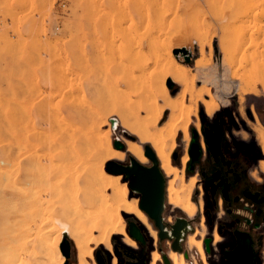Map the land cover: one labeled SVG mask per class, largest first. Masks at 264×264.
<instances>
[{"label": "rangeland", "instance_id": "obj_1", "mask_svg": "<svg viewBox=\"0 0 264 264\" xmlns=\"http://www.w3.org/2000/svg\"><path fill=\"white\" fill-rule=\"evenodd\" d=\"M225 1L206 0L205 2V0H201L205 6L203 10L201 8L202 4L200 1H197L198 7L199 4L200 7L199 9H195L194 7V11L196 13L198 12V15L202 19L204 17L203 14H207L204 19L207 22L209 20V23H213L212 21L215 23H210L211 25L205 32L201 30V34H198L199 32L196 33L193 29L194 20L197 16L189 15L185 18L183 17L182 20L184 21H181L178 30L181 28L186 36L183 38L178 35L181 39L177 38L183 43L176 46L173 50L174 54L182 55V57H177L179 61L190 65L193 71L197 72L195 69V59L200 55L199 44L202 40L207 41V38L211 37V35L213 36L214 48L212 62L207 67V72L211 80L209 86L215 94L222 96L223 101H221L220 107L212 117L207 114L203 103H199L198 115L192 116V122L189 128L190 141L187 142L185 139L186 144L189 143L186 151L190 155V159L185 166L182 162V157L186 153L184 150L185 141H183L185 135L182 131L177 136V144L172 152V162L178 168L185 169V179L189 180L190 176L197 175V182L193 189L191 200L196 202L198 210L195 213L197 215L190 222L196 225L194 231L198 228L201 229L200 223L202 217H204L206 229L203 243L205 242L206 245H209V242H211L213 248L225 247L228 246L229 242H233V230L230 229L235 227V224L226 222L227 219L230 221L231 217H249L250 214H253V217H255V211L253 213L251 212V202H249L250 206L244 207L243 202L240 204L235 202L231 203V198L233 199L236 194L242 192V188L246 187H261L264 193V173H260L262 176L261 181L256 180L250 174L251 170L258 165L259 160L264 159L261 146L258 144L250 126V122L255 121L254 110L262 122L264 121L263 86L258 84L259 90L257 93H254L245 86L242 80H234L232 77L234 71H238L237 73L239 74L241 72L244 73L243 67L245 72L247 70L246 68H248L247 73H252L250 70L255 68L251 61L256 56H258V59L254 61L260 69L261 56L259 57L257 51H261L264 54V46L262 47L264 42L262 43L261 41L264 39V37H261L264 33L262 31L263 29H261L264 26V0L257 1L259 2L258 5H255L257 10L255 8L252 9L255 6L250 7L251 3H253L252 5L254 3L257 4V2H254L256 0ZM220 3L222 5H219ZM206 7H209V9ZM200 9L205 12L206 10H210L211 17L208 16L209 12L201 14ZM253 10H256V12ZM225 12L227 13L225 14ZM261 12H263V15ZM228 13H230L229 16ZM235 13H239L240 17L242 16V20L234 23V25H239V23H242L246 19L248 22H251L252 18L250 19L249 16L252 14V17H254V13L257 14V18L262 21L256 23V17L255 19L253 18L255 22L254 20L252 21L256 23L254 24L256 25L254 26V30L257 34L256 37L258 35L260 36L262 45L257 41L256 46L258 48H255L257 50L252 54L251 51L255 49L252 50L254 46L252 48L251 45L255 44H251V48H248L250 50H246L245 61L242 59V52V56L238 54L241 58H238V55L236 57L235 67L228 68L223 64V51L220 48V40L223 34L221 32L223 28L222 23H226L228 17L229 21H233ZM211 18L213 19L212 21ZM247 20L245 21L246 23ZM14 21L17 22L14 23ZM246 23L240 25L247 27L249 23ZM165 24L174 25L171 16L165 20ZM250 24L252 27L248 25L250 27L249 35L251 29H253V24ZM143 25L142 0H25V3L24 0H0V264L29 263L31 261L30 257L37 250L35 241H38V230L35 220L34 197L36 191L40 190V186L37 184L36 176L39 174L42 175L53 161L50 156L51 142L48 137L51 126L53 124L57 126L61 118L67 114V111L62 109V104L66 102L65 97H67V94L64 95V90L67 93L68 88H62L61 86L63 85L65 87L67 85L64 84L73 81V84L70 82L72 86L70 90L75 89V91L71 92L69 90L71 93H80L79 96H83L82 93L84 92L86 98L93 100L94 91L96 89L101 90L112 76L122 72L131 63V53L136 52L145 45V27ZM175 29L177 28H172L173 31ZM170 33L167 34L169 35ZM167 34L164 36H167ZM249 35L247 36V42L250 38ZM7 37L9 40L6 39ZM257 39L259 38L257 37ZM143 43L144 45H142ZM144 48L147 49L146 46ZM206 48L209 53V46ZM184 50L185 52H183ZM248 53L252 54L251 57H255L249 59L250 55ZM262 57L264 59V56ZM119 58L121 59L119 60ZM239 61L243 63L241 66ZM261 63L263 64L264 60ZM110 65L112 66L110 67ZM236 66H238V70ZM250 66L252 69L249 68ZM260 73L253 74V78L261 77ZM62 76H68L69 78L67 77V79H70V81H66L67 79H65L66 83H63L64 79H62ZM197 83L202 84L200 81ZM170 86L173 95L179 92L182 87L178 82H170ZM240 87L241 92L248 91L243 107L246 117H243L240 111L239 92L236 91ZM251 94L256 95L255 97H251ZM169 113L170 110H165L161 124L165 122ZM104 116L108 117L112 126L111 139L113 146L115 147L116 142L122 144V148H125L126 155L123 158L125 161L120 163L122 165H129L131 159L135 157L127 150L125 142L128 139L139 140L140 142L141 140L136 134L122 126L117 114L111 112ZM199 117L200 126H197L195 122ZM113 118L118 121L116 127L113 125ZM107 128L108 125H102V131H105ZM219 128L221 130L218 132L219 135H217L216 133ZM243 131L248 133L247 137H244ZM217 139H219L218 143L220 148L217 147L218 149H216V145L215 151H218V157L221 156V158L230 160L232 166L239 173L237 178L241 180H239L236 187L233 186L234 189L226 179H220L219 182H216L219 178L212 180L215 175L220 176V170L225 169L221 163L219 164L215 160L213 146ZM202 140L206 142V149H203ZM144 144L146 147L152 149L150 143L146 142ZM193 146H198L199 149L197 159H193L191 156ZM111 160L120 159H109L106 165ZM157 163H159V160H157ZM152 164V160L150 159V162L144 165L151 166ZM124 175L125 178L122 175L121 180L125 181L124 179H126L130 183L131 176L128 174ZM207 179H210V181L208 180V185ZM54 180L52 179L50 182ZM130 188L129 197H133ZM134 194L139 196L138 192H134ZM225 195L231 196L228 202L225 199ZM50 200L51 197L49 194H43L41 197V202L44 206L45 204L47 206ZM201 205L203 212L200 210ZM170 206L172 209L183 211L188 215L181 208L175 207L173 204H170ZM45 209L46 211L48 210L47 207ZM122 214L126 221L127 232H129L130 220L138 221L143 225L141 220L134 214L125 211H122ZM209 219L213 220V227L209 226ZM225 222L227 230L221 233L219 225ZM245 222L243 221V223L236 227L247 230L248 224ZM259 224L258 228L253 229L255 259L254 263L252 261V264H264V220H261ZM215 227L223 239L221 241H215L216 244L213 245V240L207 242L206 238L212 237L211 233ZM191 233L192 231L189 232V235ZM96 234H98L97 231ZM123 238L124 236L121 234H112V251L105 245H93L94 257L89 258L90 262L96 260L100 264L98 261L99 257L103 264H111L110 257L113 259L115 255L117 258L115 264H118L119 258L114 249V245H120L122 243L133 247V245L124 241ZM151 238L156 243L155 247L152 246V248L156 249L158 247V251H163L166 257H162V262L163 258L166 262L165 258H167V253L171 251L165 243L168 239L162 238L160 240L158 235L156 238L152 235ZM138 242L136 246H141L140 242L139 244ZM187 244L186 241H183L180 247L178 246L180 251L185 252L186 256H188L187 253L192 255V257H185L186 261L190 264H195L196 262L203 264L204 261L198 249L190 248ZM63 247L68 251L67 264L76 263L78 261V252L75 242L72 239L70 241L67 240L63 244ZM195 250L199 254V258L194 253ZM215 254L218 255V252L214 249H212L210 258L206 253L207 264H216L218 262ZM144 255L145 253L143 256L140 253L139 256L143 259ZM165 262L161 263L159 261L160 264H166L167 262Z\"/></svg>", "mask_w": 264, "mask_h": 264}, {"label": "bare ground", "instance_id": "obj_2", "mask_svg": "<svg viewBox=\"0 0 264 264\" xmlns=\"http://www.w3.org/2000/svg\"><path fill=\"white\" fill-rule=\"evenodd\" d=\"M197 1H200L202 4L201 0H142V19L144 22L143 26L145 27V29L143 28L145 45L144 43L142 45L146 46L147 49L142 46L141 49L139 48L136 52H132L130 55L131 63H127L128 65L122 72L112 76L111 79L109 78L110 80L104 84L101 90L96 89L94 91L93 100L86 98L84 92L82 93L83 96L81 95L82 97L79 96L80 93H71L72 91L74 92L75 89L70 90L72 88L70 79H67L68 76H62V79H64L63 83H66L65 79H67L66 81H70L68 84H64L67 85L65 87L60 85L62 88H68L67 93L64 90V95L67 94L66 96L68 98L65 97L66 102L62 104V109L67 111V114L61 118L57 126L55 124L51 126L48 137L51 142L50 156L53 161L42 175L39 174L36 176L37 184L40 186V190L36 191L34 197L35 220L38 230V241H35L37 250L30 257L31 261L26 264H67L68 255L62 246L67 240L70 241V239L75 242L78 252V261L74 264H98L96 260L93 262L89 260V258L94 257L93 245H105L112 251L111 236L113 233L123 235L124 240L128 244L136 246L137 243L135 240L137 239L126 231V221L122 211L134 214L140 218L149 226L152 234L156 238L157 232L149 224L150 222H148V218L142 212L143 209L140 207V204L138 206V199L129 197L130 185L121 180L122 176L119 174L122 173H114L107 168V160L114 158L123 159L126 155L124 152L125 148H120L116 142V148L112 144V126L108 117L104 116L111 112L117 114L121 120L122 126L136 134L142 143L148 142L151 144L159 160L157 165L165 178V187L166 177L162 168L170 177L168 186L169 201L173 205L180 207L189 215H194L196 213L197 205L191 200V196L197 182V176L194 175L190 177L189 180L185 179V169L178 168V166L173 164L172 152L176 147L177 136L180 131L185 134L187 142L190 141L189 128L192 122V116L198 114L199 102L205 105L208 115L212 116L220 107L221 101H223L222 96H220V94H215L209 86L211 80L207 72V67L212 62L214 48L212 35L207 38V41L202 40L199 44L200 55L195 59V69L197 72H194L190 65L178 60L177 57H182L181 54L177 55L173 52L176 46L183 43L179 41V39H181L179 37L182 36L185 38L184 36H186L181 28L178 30L181 21H184L182 20L183 17L185 18L189 15L197 16L194 20L193 29L196 33L199 32L198 34H201V30L205 32L211 24L215 23L212 21L213 16L211 18L213 23L210 22L211 24L209 20L207 22L204 19L207 14H203L205 12L202 11L205 7L203 4L201 5L202 10L200 9L202 12L201 14L204 15L203 19L198 15V12L196 13V11H194V7L195 9H199L200 7V4L198 7ZM257 1L258 0L254 2ZM258 3L259 2H257V4L254 3V5L251 3L250 7L252 8L258 5ZM219 5L222 4L220 3ZM218 8L217 10H219ZM254 8L257 10L256 6L252 9ZM207 9H209V7ZM256 10L253 11L256 12ZM206 12H209L208 16L211 17L210 10H206ZM226 13L227 12H225V14ZM262 13L263 12H261V14ZM229 14L230 13H228V16ZM255 14L256 13H254V17H252V14L250 15L251 17L249 16L250 19L252 18L251 22H249L253 24L250 35L248 34L250 30L248 25L251 27L252 25L247 19V23L245 20L239 23V25H234V23L242 20V16L240 17L239 13L234 14L235 18H233V21H229L228 16V21L225 19V21H227L226 23L222 21L223 28L221 32H223V34L220 40V48L223 51L222 61L226 67L233 68L236 63L237 55H241L242 52V59L244 60L246 50L249 51L250 49L248 50V48H251V46L252 48L254 46L252 50L258 48L256 44L257 41L260 42V36L258 35L257 37L259 39H257V34L254 30V26L256 25L254 24L260 23L262 20L260 21V19L257 18V14L256 16ZM170 16L174 25L165 24V20ZM255 17L256 23H254ZM214 20L218 21L216 19ZM252 20H254V22ZM15 22L17 21H14V23ZM243 23H249L247 25L248 28L245 26L247 29L240 25ZM172 28L177 29L173 31ZM261 29L264 31V26ZM137 31L139 33L138 29ZM130 33L132 34V32ZM167 33L170 34L168 35ZM165 34H167V36H164ZM248 35L250 38L247 42ZM261 37H264V33ZM6 39H8V37ZM261 41L263 43L264 39ZM138 45L140 44L138 43ZM207 46H209L210 49L209 53L206 48ZM263 46L264 43L262 47ZM256 50L257 49L251 51L252 54L256 52ZM183 52H185V50ZM260 52L257 51L263 62L264 59H262V56H264V54ZM252 54L248 53V55H250L249 59L255 57H251ZM240 55H238V58H241L239 57ZM120 59L121 58H119V60ZM255 59H258V56H256ZM254 60L252 59V61H250L253 63V67L258 71L252 69L251 64L249 68L252 69L250 70L252 73L249 72L250 74H248V68H246L247 70L245 72L243 67V72L245 74L241 72L242 74L240 73V75L237 73L238 71H234V73L232 72V77L234 80H242L246 86L253 90L257 89L258 84H261L264 89V63L262 64L260 61L259 69L258 64L256 65ZM239 63L240 66L243 64L241 61H239ZM112 65H110V67ZM236 67L238 70V66ZM253 71L258 73L261 72V77L253 78V74H258ZM198 81L202 82V84H198ZM170 82H178L182 86L180 91L175 95H173L170 90ZM223 85L226 87L225 84ZM241 98L243 97L241 96ZM165 110H170V113L165 122L161 124ZM112 122L116 127L118 121L113 118ZM104 124L108 125V128L102 131V125ZM196 125L200 126V122L197 121ZM255 129L264 147V127L258 123ZM126 146L127 150L131 152L137 160L139 159L143 162L147 161L148 156L145 151V144L142 146L141 143L128 139L126 140ZM189 159L190 155L186 152L182 157L184 166ZM93 160H95V162H93ZM119 164L121 163L119 162ZM127 166L132 168L133 165L130 163V165ZM262 169L264 170V162H262ZM52 179L55 180L50 182ZM109 190H111V192H109ZM132 190L135 192L139 191L138 188ZM43 194H49L51 197L47 206L46 204L44 206L41 202ZM45 207L48 208L47 211ZM165 209L166 190L162 216ZM177 219L182 221L180 232L177 234L180 247L181 242L186 237V233L193 231L194 228L188 218L177 217L176 220ZM175 221L172 223L174 224ZM96 231L98 234H96ZM163 231L167 239L172 240L176 236L174 231L168 226H164ZM198 234L199 232L191 235L189 243L191 246H196L199 249L201 257L205 261L206 256L203 249V242L201 239H198ZM203 235L204 234H202V236ZM216 238L220 240L219 235H216ZM173 250L174 251L170 253V257L167 255L170 264L172 261L173 264H189L184 255L178 253L182 252L180 248L173 247ZM160 259V253L154 250L151 264H158ZM116 260L117 258L114 255V264Z\"/></svg>", "mask_w": 264, "mask_h": 264}, {"label": "flooded vegetation", "instance_id": "obj_3", "mask_svg": "<svg viewBox=\"0 0 264 264\" xmlns=\"http://www.w3.org/2000/svg\"><path fill=\"white\" fill-rule=\"evenodd\" d=\"M188 146H189V143H188V145H186L185 151H186V149H187ZM202 146H203V149H206V147H205L206 146V142L204 140H202ZM147 159H148V161H145V162H143V161H141L139 159L138 160L141 161L143 164H148L150 162V158L147 157ZM219 159H221V156H219ZM118 161L119 162H123L125 160L120 159ZM228 169L230 171L227 172V173L226 172H222L221 178H219V180H217L216 182H219L220 179H226V181H228L229 184L234 189V187H236L237 183L241 179H238L237 178V176H238L239 173L237 172V170L233 166H231ZM162 171H163V173H164V175L166 177V187H164V191L166 190V209H165V211L163 213V216L165 217V218L163 217V223H164L165 226H168L169 228L172 229V226H171L172 224L171 223L174 222L177 217H186V218H188L191 221V218L189 216H193V215H189L188 214L189 215L188 216L185 213H181L180 211L171 208L170 204H172V203L169 201V193H168V186H169L170 177L166 174V172L163 170V168H162ZM250 174L253 177V175H252L251 172H250ZM119 175H121V176L123 175L124 178H125V175L124 174H119ZM192 176H194V175H192ZM192 176H190V177H192ZM132 178H133V176H131V180H132ZM124 180H125L124 182H126L127 184H129V182L126 181V179H124ZM128 187H129V185H128ZM130 190H131V193L133 195V197H131V196L130 197L131 198H137L138 199V206H139L140 199H141L143 193L141 191H138L139 196H140L139 197V196H137V195L134 194L135 191H133L132 189H130ZM230 198H231L230 195L229 196H226L225 195V199H226L227 202H228V200H230ZM233 202L239 203V204L241 202H243L244 205H246V203L251 202L252 203L251 206L253 207L252 210H255V217H242V218L241 217H231V220L230 221H229V219H227L226 222L228 221L231 224H235V227H233L232 229H230V230H233L232 231V233H233V242H229L228 243V246H225V247H220V248L214 247L213 248L211 242H209L210 240H213L212 243L214 245V244H216L215 241H218L217 238H216V235H219V238H220L219 241H221L223 239L222 235L220 234V232L215 227V229H213L212 230V233H211L212 234V237L206 238L207 242H209V245L208 244L206 245L205 242H204L203 243V249H204V252L207 253V255H208L209 258L211 256L212 249H214L215 251L218 252V255L215 254L217 256V260H218V262L216 264H231V261L227 257H225L224 253L226 251L233 250L236 247V245H237V237L235 235V231H237V230L245 231V232L250 233L251 238H252V250H253V252H252V257H251L250 262H249V264H252V261L254 263V259H255V249H254V241H255V239H254L253 229L255 230L256 228H258L259 225H260L259 222L261 220H264V216L262 217V215L264 214V206H263L264 205V193L262 192L261 187L260 188H254V187L242 188V192L241 193L236 194L233 197V199L231 198V203H233ZM194 203H196V202H194ZM249 206H250V204H249ZM175 207H177V206H175ZM197 210H198V207H197ZM142 212L148 218V222H150L149 224L152 226V228L154 230H156L157 235L160 237V240H161L162 239V237L160 236V230L161 229L156 225L155 220L152 217H149L148 214L144 210H142ZM201 212H203L202 205H201ZM178 213H181V214H178ZM212 221H213L212 219L211 220L210 219L208 220L210 227H213V222ZM243 221H246L247 224H248L247 225V227H248L247 230L246 229H241L239 227H236L237 225H240L241 223H243ZM132 222H135L136 225L138 226V228L140 229V235H142V239L141 240H138V241L140 242V245L141 246H133L132 247V246H129V245H124L122 243L120 245H114V249L116 248L115 251H116V253L118 255V258H119L118 264H151L152 263V253H153V251L159 249L158 247L156 249L152 248V246L155 247V244L156 243H155V241H152V238L151 237H152L153 234L151 232V229L142 220H141V222L143 223L144 226L140 222H138V221H132V220H130L129 221V227H128V231H129L128 234L130 233V227H131V224L130 223H132ZM226 222L225 223H222L221 225H219L220 226L219 229H220L221 233H224V231L227 230L226 229ZM200 225L202 227L201 229L198 228V229H196L194 231L196 225H193V228H194L193 231L194 232L192 231V233L190 235H189V232L186 233V237H185V239L183 241H186V244L188 243L187 246H189L190 248H197L196 246H191L190 243H189L190 236L193 235V234H196L197 232H199V234H198L199 238L198 239H201L202 242H203V236L205 235V229H206V224L204 222V217H202V221H201ZM202 234H204V235L202 236ZM164 239H167V238L164 237ZM175 240H176V238L174 237L172 240L168 239L165 242L166 245L169 247V250H171V251H174L172 244L175 243ZM135 241H136V243L138 242L137 240H135ZM139 242H138V244H139ZM171 251L167 253V255L169 257H170ZM198 251H199V249H198ZM175 252H178V251H175ZM140 253H142V256L145 253L143 259H142V257L139 256ZM159 253L162 254L161 259L159 261L161 263L165 262L164 259H163V262H162V257L165 256L164 252L163 251L162 252L160 251ZM178 253L185 255L184 257H187V258L188 257H192V255L190 253L189 254L187 253L188 256H186L185 252H183V251L181 253L180 252H178ZM194 253H196L197 254V257L199 258V254L197 253L196 250H195ZM199 253H200V251H199ZM206 253H205V256H206ZM200 255H201V253H200ZM167 259L169 261V258L168 257H167ZM113 261H114V258L112 259V257H110L111 264H114ZM159 261H158V264H160ZM168 263L170 264V261ZM196 263H199V262H196ZM172 264H173V261H172ZM203 264H207V260H205Z\"/></svg>", "mask_w": 264, "mask_h": 264}, {"label": "water", "instance_id": "obj_4", "mask_svg": "<svg viewBox=\"0 0 264 264\" xmlns=\"http://www.w3.org/2000/svg\"><path fill=\"white\" fill-rule=\"evenodd\" d=\"M220 130H221L220 128L217 130L216 133L217 135H219L218 132ZM219 139H217L216 143L213 146L216 159H218L219 153L218 151L216 152L215 150L220 148L218 143ZM118 145L120 148H122V144L118 143ZM145 151L147 156L152 160L153 164L151 166H146L141 162H139L136 158H132L131 159V163L133 165L132 168H130L127 165L119 164L115 160L109 161L107 163V168L108 170L114 173H124L133 176L132 180H130L129 185L133 189L138 188L139 191L143 193L140 199V207L148 214L149 217H152L155 220L156 225L161 229L160 236L164 238L165 234L163 233L164 232L163 228L165 225L163 223L162 212H163V201L165 198V191H164L165 178L161 174L160 168L157 165L158 159L155 155L154 150L149 147L147 148L145 147ZM198 151H199L198 146H193L191 150V156L193 159L198 158L199 155ZM216 178H218V176L215 175V177L212 180ZM208 184L209 181H207V185ZM130 224H131L130 234L135 239L141 240L142 235H140V229L138 228L136 223L132 222ZM171 226H172V230L176 234L175 236L176 240L175 243L173 244V247L178 248L179 240L177 234L180 232L182 221L177 219L176 222ZM235 235L237 237L236 247L233 250L226 251L224 255L231 261V264H249L253 252L251 235L248 232L240 231V230L235 231ZM63 249L65 250L64 247ZM66 253L68 255V251H66ZM165 259L168 263L169 262L168 259L167 258ZM98 261L100 264H103L99 257H98Z\"/></svg>", "mask_w": 264, "mask_h": 264}, {"label": "crops", "instance_id": "obj_5", "mask_svg": "<svg viewBox=\"0 0 264 264\" xmlns=\"http://www.w3.org/2000/svg\"><path fill=\"white\" fill-rule=\"evenodd\" d=\"M246 86V85H245ZM248 89H250L251 90V92H254V93H257L258 92V87H257V89L256 90H253V89H251V88H249L248 86H246ZM237 92H239V101H240V111H241V114L243 115V117H246V115H245V112H244V102H245V100H246V96H247V94H248V91H245V92H241V87L240 88H238L237 90H236ZM263 91H264V89H263ZM255 95L256 94H251V97H255ZM241 96L243 97V98H241ZM200 103V102H199ZM204 105V104H203ZM205 106V105H204ZM198 109H199V104H198ZM206 109V108H205ZM253 109V108H252ZM207 112V111H206ZM208 114V113H207ZM198 115V114H197ZM254 115H255V121L254 122H250L251 123V129H252V131H253V133H254V135H255V138H256V140H257V142H258V144L261 146V149H262V152H263V154H264V147H263V145H262V143H261V141L259 140V138H258V133H257V131H256V129H255V126L259 123V124H261L263 127H264V123L262 122V120L260 119V117L258 116V114H257V112L254 110ZM210 116V115H209ZM210 117H212V116H210ZM197 121H199L200 122V117L197 119ZM196 121V122H197ZM196 122H195V124H196ZM256 133H255V132ZM189 132H190V130H189ZM243 133V135H244V137H247V135H248V133L246 132V131H243L242 132ZM185 135V134H184ZM183 141H185V138H183ZM186 141H185V147H184V150H185V148H186ZM187 150V149H186ZM262 162H264V159H260L259 160V162H258V165L256 166V167H254L252 170H251V173H252V175H253V178H255L256 180H258V181H261L262 180V176L260 175V173L261 172H263L264 173V170L262 169ZM200 210H201V206H200ZM179 211V210H178ZM181 213H184L183 211H180ZM197 215V214H196ZM196 215H193V216H189L191 219H194L195 218V216Z\"/></svg>", "mask_w": 264, "mask_h": 264}, {"label": "trees", "instance_id": "obj_6", "mask_svg": "<svg viewBox=\"0 0 264 264\" xmlns=\"http://www.w3.org/2000/svg\"><path fill=\"white\" fill-rule=\"evenodd\" d=\"M264 122V121H263ZM205 131H206V129H205ZM131 138H133V139H135L134 137H131ZM136 141V140H135ZM137 142H139V143H141L142 144V146H143V143L142 142H140L139 140L137 141ZM151 145V144H150ZM147 148V147H146ZM201 148V147H200ZM132 154V153H131ZM219 164L221 163L224 167H225V169H222V170H220L219 172H220V174H219V172H218V174L220 175L218 178H221V176H222V172H229L230 170L228 169V168H230L231 166H232V162L230 161V160H226V159H224V158H221V159H219V157H218V159H215ZM210 181V179H207V181ZM217 180H219V179H217Z\"/></svg>", "mask_w": 264, "mask_h": 264}, {"label": "built area", "instance_id": "obj_7", "mask_svg": "<svg viewBox=\"0 0 264 264\" xmlns=\"http://www.w3.org/2000/svg\"><path fill=\"white\" fill-rule=\"evenodd\" d=\"M248 207L249 206V203H246V205H244V207ZM244 207H243V209H244ZM240 209V208H239ZM252 209H253V207H252ZM251 209V212L253 213L255 210H252ZM248 217V216H247ZM249 217H253V214H250V216Z\"/></svg>", "mask_w": 264, "mask_h": 264}]
</instances>
